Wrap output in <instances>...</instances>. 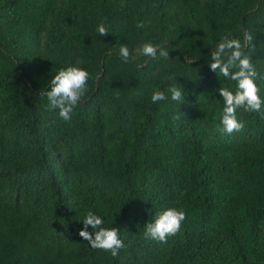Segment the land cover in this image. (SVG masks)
Here are the masks:
<instances>
[{
  "label": "trees",
  "instance_id": "1",
  "mask_svg": "<svg viewBox=\"0 0 264 264\" xmlns=\"http://www.w3.org/2000/svg\"><path fill=\"white\" fill-rule=\"evenodd\" d=\"M246 30L264 100V0H0V264H264V118L237 109L244 129L223 131L218 88L236 82L208 67ZM68 66L90 78L65 122L43 93ZM167 208L178 234L145 239ZM88 211L120 229L118 256L78 235Z\"/></svg>",
  "mask_w": 264,
  "mask_h": 264
},
{
  "label": "clouds",
  "instance_id": "2",
  "mask_svg": "<svg viewBox=\"0 0 264 264\" xmlns=\"http://www.w3.org/2000/svg\"><path fill=\"white\" fill-rule=\"evenodd\" d=\"M121 7L124 5L122 4ZM136 26L143 28L144 22L141 21ZM97 31L101 37L109 35V30L103 23L97 26ZM255 50L254 36L246 30L243 40L225 37L211 51L209 69L215 74L219 73L224 78L236 82L235 92L230 91L227 87L218 88L219 96L223 99L224 104L220 124L223 131L228 134L240 132L245 127L244 123L237 118V109L257 112L261 118H264V107H262L264 100L261 99L259 88L255 83L259 74L249 54ZM135 51L137 55L151 57L154 60L158 56L164 59L170 58L169 51L165 47L151 43H145ZM119 55L125 63H128L132 58L129 48L124 44L119 47ZM89 78V72L81 67L68 66L60 69L49 81L48 90L43 93L47 97L48 109L58 110V115L62 120L70 121L74 108L88 90ZM167 93L170 94L172 101L184 102L181 86H169ZM168 98L169 96L164 91H153L151 95L153 103ZM183 115L179 111L172 119L181 121ZM185 219L186 213L183 210L164 209L156 214L152 222H147L144 225V237L166 243L170 236L178 234ZM81 222L83 227L78 235L83 240L87 241L93 249L110 252L113 257L118 256L119 251L125 246L119 235L120 229L103 227V219L92 211H88ZM89 228L92 229L91 232L88 231Z\"/></svg>",
  "mask_w": 264,
  "mask_h": 264
}]
</instances>
